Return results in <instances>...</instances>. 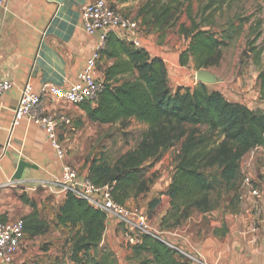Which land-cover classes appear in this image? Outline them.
<instances>
[{
	"label": "trees",
	"instance_id": "16d2710c",
	"mask_svg": "<svg viewBox=\"0 0 264 264\" xmlns=\"http://www.w3.org/2000/svg\"><path fill=\"white\" fill-rule=\"evenodd\" d=\"M150 1L153 5L148 3L149 11L155 21L168 23L175 17L171 5L161 3L162 0ZM223 1L209 0L202 12L214 6L212 11L217 10ZM185 31L190 40L181 53V64L186 65L191 56L197 70L217 65L226 32L219 33L199 23ZM113 40L115 47L111 50ZM113 40H108L101 49L104 54L118 57L105 70V89L97 101H84L81 107L93 122L117 124L134 119L148 128L138 147L114 163L94 159L88 178L99 187L113 183L115 201L127 205L129 198L138 197L149 188L144 165L159 159L180 142L166 190L170 207L162 219L163 228L180 226L194 211L213 210L216 205L211 192L217 186L225 187L228 192L234 189L239 197L245 156L257 146L264 147V111L233 103L219 91H210L202 82L173 90L162 58H151L142 47ZM258 81L260 98L264 101V67L259 71ZM23 220L25 234L30 237L44 234L50 227L36 208ZM55 222L69 229L70 258L75 263L117 264L110 251L100 248L109 221L86 200L69 193ZM129 258L136 264H189L170 245L148 234L130 245Z\"/></svg>",
	"mask_w": 264,
	"mask_h": 264
},
{
	"label": "crops",
	"instance_id": "0c3cea01",
	"mask_svg": "<svg viewBox=\"0 0 264 264\" xmlns=\"http://www.w3.org/2000/svg\"><path fill=\"white\" fill-rule=\"evenodd\" d=\"M94 1L9 0L1 14L0 79L13 83V87L0 97V218L4 221L27 217L35 208L40 218L46 221L47 218H57L67 198V194L57 191L50 182L62 176L64 163L72 164L67 146L74 126L65 125L58 132L66 149V157L61 160L46 131L29 116L13 127L14 111L27 83L35 90L47 82L65 89L77 81L100 43V34L89 35L82 20V7ZM208 1L162 0L161 3L171 5L172 12H176L168 23L155 21L149 11L148 3L153 5L150 0H112L111 3L125 16L139 21L142 48L151 58L160 57L165 61L169 85L176 90L178 87H194L197 69L191 56L186 65L181 64V53L187 49L185 37L178 35L170 41L174 34L170 36L169 32L192 29L197 21L194 16L199 11L201 13ZM228 1L224 0L220 9L225 11ZM110 36L112 40L130 45L123 32H114ZM110 36L105 43L111 40ZM113 42L115 40L111 42V50L115 47ZM117 60L118 57L101 51L96 76L104 79L105 70ZM58 112H67L72 122L75 117L89 119L81 104L58 100L54 96L46 98L37 110L44 116ZM250 155L254 156L247 172L258 181L260 194L240 200L236 210L239 215L233 217L226 211L222 217L206 218L208 221L204 223L205 213L197 220L189 217L185 222L188 228L194 224L202 229V235L196 241L185 226L164 232L195 258L191 264H264V147L251 150L247 157ZM88 172L85 168L79 174L85 177ZM108 221L103 242L117 240L122 235V225L114 220ZM206 223L213 226V234H206ZM221 227L224 232L216 234ZM184 231L188 234H183ZM44 234L30 237L26 233L22 247L27 243L26 239ZM0 264L3 263L0 261Z\"/></svg>",
	"mask_w": 264,
	"mask_h": 264
},
{
	"label": "rangeland",
	"instance_id": "374dc122",
	"mask_svg": "<svg viewBox=\"0 0 264 264\" xmlns=\"http://www.w3.org/2000/svg\"><path fill=\"white\" fill-rule=\"evenodd\" d=\"M227 4L225 11L220 9L223 8L220 6L215 11L204 13L199 11L194 16V20H197L194 24L197 22L204 28H211L219 33L226 32L227 35V40L225 39L221 47V60L217 65L206 69L218 75L221 81L206 85L210 91H219L233 103L264 111V101L260 98L258 81L259 71L264 67V0H229ZM169 34L170 36L174 34L170 41L176 39L178 35H183L186 40L185 46L188 45L185 30L178 32L172 30ZM194 80L198 82L196 72ZM71 125L75 130L70 131L72 134L68 142L69 147L67 146V155L71 157V165L78 168L79 173L85 168L89 169L91 162L96 158L114 163L127 152L136 149L147 130V126L137 120L109 126L75 117ZM180 147L181 143H176L159 159L149 160L144 165L145 179L149 181V188L138 197H131L127 201L129 208L144 213L152 223L154 231L168 241L170 239L164 232L170 229L162 227V219L170 207L166 190L172 179ZM254 155L248 157L246 155L243 164H246L247 160L251 161ZM236 195L238 191L234 189L228 192L225 187L217 186L211 192V199L216 207L205 212V215L203 212L194 211L190 218L197 220L203 214L204 223L205 220L208 221L206 218L222 217L226 211L235 217L239 215L236 210L240 201ZM155 200L157 204L154 205ZM47 219L50 231L37 238L26 239L27 243L18 251L13 264H77L70 258L69 229L58 226L55 222L56 218ZM186 221L180 226L187 227V231L192 235L190 237L195 238L196 241L197 237L202 235V229L194 224L188 228ZM120 228L122 235L117 240L102 242L100 248L110 251L117 264H136L129 258L130 244L124 238V227L120 226ZM204 228L206 234H213L211 224L205 225ZM223 229L224 227L219 228L216 234H222ZM183 234L188 233L184 231Z\"/></svg>",
	"mask_w": 264,
	"mask_h": 264
},
{
	"label": "built area",
	"instance_id": "2783aa9c",
	"mask_svg": "<svg viewBox=\"0 0 264 264\" xmlns=\"http://www.w3.org/2000/svg\"><path fill=\"white\" fill-rule=\"evenodd\" d=\"M112 0H95L82 7V20L85 31L89 35L100 34V43L97 51L87 60L86 66L79 73L75 83L67 88H61L52 83H43L38 90L27 83L24 87L18 105L14 111L13 127L29 116L34 123L42 127L51 140L58 157L64 160L66 149L60 141L58 132L65 125H71L72 119L67 112H58L53 115H40L37 110L42 102L49 96L58 100H65L74 104L84 101H97L101 92L105 89V80L96 76L95 68L101 49L104 47L109 34L123 32L125 40L136 47H143L140 33L141 27L138 20L125 16L112 3ZM9 0H0L1 14L7 8ZM13 87V83L0 79V97ZM262 146L253 149L257 150ZM249 160L242 164V180L240 183L239 197L244 200L248 195L257 197L260 194L258 181L248 174ZM57 191L65 194L72 193L86 200L92 207L102 211L107 220H114L124 227V238L130 245L140 242L144 234L151 235L174 248L186 262L191 264L195 258L182 247L177 246L171 240L159 236L152 223L144 213L129 208L115 201L112 191L113 183L104 186H96L88 176L82 177L77 168L64 163L61 177L50 182ZM25 238V222L23 218L4 221L0 218V261L3 264H13L15 256L22 247ZM189 260V262H188ZM192 261V262H191Z\"/></svg>",
	"mask_w": 264,
	"mask_h": 264
},
{
	"label": "water",
	"instance_id": "95a60500",
	"mask_svg": "<svg viewBox=\"0 0 264 264\" xmlns=\"http://www.w3.org/2000/svg\"><path fill=\"white\" fill-rule=\"evenodd\" d=\"M196 79L198 82H202L204 84L216 83L221 81V78L206 69H199L196 71Z\"/></svg>",
	"mask_w": 264,
	"mask_h": 264
}]
</instances>
